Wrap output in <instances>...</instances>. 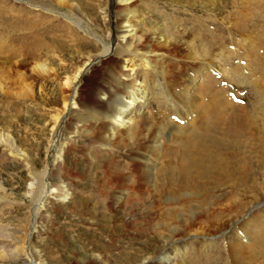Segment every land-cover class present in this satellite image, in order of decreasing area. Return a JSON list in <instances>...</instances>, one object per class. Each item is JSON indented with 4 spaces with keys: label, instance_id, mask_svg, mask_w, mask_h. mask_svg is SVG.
Instances as JSON below:
<instances>
[{
    "label": "rangeland",
    "instance_id": "374dc122",
    "mask_svg": "<svg viewBox=\"0 0 264 264\" xmlns=\"http://www.w3.org/2000/svg\"><path fill=\"white\" fill-rule=\"evenodd\" d=\"M123 4L121 0H0V194H5L0 201V231L6 234L0 236V249L5 251L0 264H36L37 250L48 258L47 264H111L131 240L133 231L126 221L147 211V217L153 212L154 229L145 238L133 236L136 247L150 237L158 241L156 249H168L162 234L171 226L187 227L189 223L180 219L191 217L194 222L191 233L182 236L173 264H245L242 254L250 256L247 264H264V151L251 166L241 159L242 167L237 161L231 167L238 173L245 170L243 174L249 176L258 172L263 161L258 194L242 189L229 195L228 189H222L216 194L222 198L220 203L199 207L193 202L190 214L184 213L183 206L173 218L160 216L167 211L161 206L148 209L134 191H125V200L121 199L126 201L131 195L133 202L120 206L115 201L104 204L85 188L105 158L113 156L126 167L135 160L143 169L146 159L132 151L139 146L133 144L151 145L156 139L154 128L151 130L154 123H163L167 129L152 155L160 170L177 165L193 141L253 143L261 156L257 145L262 143L264 150V0H133L134 13L145 19L150 49L144 47L139 55L127 57L119 49V15L127 12ZM162 30L165 35L160 37ZM142 58L156 68L144 74ZM129 60L148 78L164 70L166 84L162 80L160 87H154L146 82L151 99L144 100L141 113L134 115L127 129L131 133L125 131L127 140L108 145L92 134L95 126L90 133L67 128V118L76 119L65 109L63 96L72 98L78 85L79 103L87 101L88 90L99 82L103 71L113 68V73L126 75ZM37 63L46 64L47 70H39ZM79 67L84 69L82 80L67 82V76ZM111 84L105 82L110 88ZM141 103L143 99L139 107ZM8 134L38 172L50 169L48 178L55 190L45 193L40 204L46 206L35 218L28 188L30 171L2 142ZM58 145L62 156L56 164L52 149ZM135 170L130 171L133 179ZM146 192L148 196L150 191ZM151 197L148 200L153 202ZM229 211L225 225L217 228ZM27 237L32 252L24 248ZM159 255L153 253L149 260L155 262Z\"/></svg>",
    "mask_w": 264,
    "mask_h": 264
},
{
    "label": "bare ground",
    "instance_id": "6f19581e",
    "mask_svg": "<svg viewBox=\"0 0 264 264\" xmlns=\"http://www.w3.org/2000/svg\"><path fill=\"white\" fill-rule=\"evenodd\" d=\"M121 1L124 3L123 5H125L124 7L127 8L126 10L127 12H124L121 15H119V23L121 27L120 29L121 30L120 31L121 45L119 46V49H120V52L124 54L125 57L131 56V55H139L142 52L144 47L145 48L148 47V49H150V45L147 41V37L149 35L148 36L146 35V33L148 32V29L146 28V26H144L145 19L141 17L138 18V16H136V14L134 13L136 11H134L135 7H133L134 4H132L133 0H121ZM151 27L152 29L157 28L156 25H152ZM149 31L151 30L149 29ZM139 32L142 33L141 37H138ZM164 35H165V32L162 30L160 33V37H163ZM165 43H167V40H165ZM142 62H144L142 64L144 74H148L156 68L154 66L155 64L154 65L151 64L147 58H142ZM36 67L39 70H43V71L47 70V65L44 63H37ZM125 67L127 71L126 75L123 73H118L117 71H116V74L113 73L112 72L113 68H107V71L106 70L103 71L101 73L100 79H98L99 82L95 83L88 90L87 93H88L89 99L87 101L79 103V100H78L79 90L77 89L78 85H76L74 96L72 98L63 96V99L65 100V109H68V112L70 111V116L75 117L76 119V121H71L70 118H67L66 120L67 128H69L71 131L75 133L77 132L81 133V131L87 132L90 129V127L95 126L96 128L94 129L92 134L97 136L99 140L101 139L103 142H105V144H108V145H120L121 142L127 140L124 138L125 131H126V134L131 133L127 129L129 128L130 124L134 121V115H136L137 113L140 114L142 111V107L146 105V103L144 102L146 100H149V98L151 99V97L147 96L148 91L146 88V82L149 81V84H152L154 87H160L161 81L163 80L164 84H166V80L163 78V76H165V72L163 69H162L163 71H159L155 73L154 76H150L148 78V76L145 77L144 74L143 75L141 74V71L137 69L136 67V63L132 60H129V63L126 64ZM83 73H84V69L82 67L77 68L74 73L69 74L67 76V82L69 83L72 82L73 84L79 83L80 80H82ZM141 78L143 79L141 80ZM191 79H193V77ZM105 82L110 83V84L112 82L114 86L111 88L109 86L107 87L105 85ZM183 91L184 93H187V94L189 93L188 92L189 89H185ZM141 99H143V103H141L139 107L138 106L139 100ZM188 101L189 99H186V102ZM57 120L58 119H55V123H57ZM92 123L94 124L93 126H91ZM163 126H164L163 123L158 124V125L154 123V126L151 128V130L154 128L156 139L153 138L154 140H151V145L141 146L139 144L140 141H135V143L133 144V147H137L138 145L140 147L138 146L136 150L134 149L132 151L135 153H138V155L140 153L142 158L144 157L146 159L145 160L146 164L143 166V169L140 167V164L136 162L135 160H132L131 166L126 167L125 163L124 164L120 163L113 156L112 158L109 157V159L105 158L102 161H100V163H98L97 167L94 169V171L92 172V175L90 176L91 182L88 185H86V187L85 186L84 187L90 190L91 194H94L96 197H98L99 200L103 202L104 204L109 203V202L112 203V201H115L116 204L118 203L120 206L123 202H125L126 204V202L128 203L132 201L131 195H129V197L126 195L127 196L126 201L121 200L123 196L125 195V191L126 192L127 190L134 191L133 193L136 192L140 194L137 196V198L140 201L142 200V202L146 204L148 209L150 208L157 209V207H159V209L162 208L163 210H167L166 212L168 213L164 211V214L166 213L167 215H164V214L162 215L161 213H159L161 214L160 216H164V217L169 216L171 218H173L172 217L173 215L176 216L177 210L179 208H182L183 206L185 209L184 213L187 214V212H189L190 214L193 211V206H194L193 202H195L197 206L199 207H204L213 202L220 203L221 201L219 200H221L222 198H219L220 195L218 196L216 194L218 193V191L222 189H226V190L228 189L227 194L229 195L230 193L231 195L234 193H238V191L242 189L244 190L252 189V191H255V193L257 194L260 192L261 188H260V182L258 178L261 175L260 170L262 169V166H263L262 164L263 159H261L262 162L258 166L259 167L258 172L254 175L253 174L249 176L244 175L243 173H246L245 170L238 173L234 170V166H233V170L231 169V167H232V163L236 161L238 163L240 162L239 164L240 166L241 165L243 166L244 164L241 163L242 162L240 161L241 159H244V160L247 159V161L249 162V163L247 162L249 166H251L250 162L257 163V161L260 158H262V153L264 151L261 149L262 143L260 145H257L258 147H260L259 148L261 152V156H260L259 155L260 153H256L253 143L251 144L245 143V142L244 143H241V142L232 143L229 140L228 141L214 140V141H209V142L193 141L189 143L182 157L179 158V160H177V165L175 163L176 167L175 165L174 167H172L171 164H169L168 165L169 169L166 167L165 169L160 170V168L158 169V167L154 163V159L152 155L155 151L154 147L158 149L160 147L161 141H159L158 138L161 137L162 132H165V131L167 132V129L166 128L164 129ZM141 131H143V129H141ZM262 131L264 132V128ZM59 139L60 138H58V140ZM3 141L6 142L5 146L7 147V150H9L10 154H12L18 159H22L25 162L27 168H29L28 170L30 171V176H31L29 178H31V181L29 183L28 188H29V192L32 193V202H33L32 203L33 209H32L31 215L35 218V216L43 209V207L46 206L44 202L42 205L40 204L41 199L43 198L45 193L47 191L55 190L53 189V185L51 184L48 178V174H49L48 172L50 169L49 167H46L42 172H38L35 169V166L31 158L28 156V154L24 153V151L17 145L15 139L11 135L8 134L5 140H2V142ZM52 152H53V157H54L53 161L54 162L56 161V164H57V160H59V158L62 156L61 145H58L57 149L55 148L52 149ZM244 168L245 167H243V169ZM133 169L134 170L136 169L134 171L135 172L134 179L131 178L130 176V171L131 170L133 171ZM153 169L156 170L155 173H153L154 171ZM249 177L252 179V181H250ZM0 188H1V184H0ZM145 189H147L146 191L148 190L150 191L149 192L150 194L148 196H145V192H146ZM87 196H90V195H87ZM149 196L154 197L153 202H150L151 200L150 201L148 200ZM1 200H5V194L4 195L0 194V201ZM75 202L76 201H74L73 203L74 208L79 206V205L75 206L76 204ZM137 205L139 204L137 203ZM163 205L166 208H164ZM134 206L135 205L133 204V208ZM133 208H132V211H133ZM156 212H155V215H156ZM151 213H152L151 214L152 217L150 215L147 217L146 214H150V212L147 211L146 213H142L136 216L135 218L130 219L129 221H126L128 222L126 223V226L131 228L133 231V233L131 234L132 236L130 237L132 241L130 240L129 243L127 241L128 245H126V247H123V251H121V253L118 252L119 254L116 255V258H112V256H110L112 258L111 264H173L174 262L173 260L175 259L174 254L178 255L180 253L181 238H183L182 237L183 235L187 233H191V230L193 229L192 223L194 222L193 220H191V217L187 218L188 220L180 219L178 221L181 223H184V224L189 223L187 224V227H184L181 229L179 226H171L169 227V229L166 228L168 231L167 233L162 234V237L160 236V233L157 234L159 237L163 239L164 243L168 242L169 244L168 249L162 248V247L160 249H156V243H158V241L150 237L145 239V242L143 243V245L136 247L133 243V240H135L133 236L137 235L139 237L145 238L148 236L146 233L152 232L154 229V225L152 222L153 220L150 219V217L153 218L154 216H153V212ZM234 215H236V213ZM229 216H230V211L229 213H227V215H223V217L221 216L222 219L217 223V226H218L217 228L219 227L221 228L222 226H224L227 221V220L225 221V218L226 217L228 218ZM129 218H131V216ZM165 218H161V219H165ZM233 219H235V217ZM33 222H34V219H33ZM197 224H198V221H197ZM109 230H111V228L107 229V231ZM0 236H6V234H3V232L1 233L0 231ZM137 236L135 238H137ZM121 241L119 240L118 242H121ZM24 248L26 251L32 252L31 243L28 242V237H27V241L25 242ZM233 248L235 249V247ZM98 250H103V249H98ZM2 251L3 250L0 249V261L1 259L4 258L3 256H5L3 255L5 251L4 252ZM153 253L160 254L159 259L155 262H152L149 260ZM50 254L52 255V253ZM251 256L253 257L254 255H251ZM101 257H103V255ZM31 258L33 257L31 256ZM250 259L251 258L248 254L241 255L242 263H245V264H247L248 262L250 263ZM47 260L48 258L45 257V255L40 254L38 250L35 252L34 261L36 264H47L49 262V261L47 262ZM55 264H59V263L55 262Z\"/></svg>",
    "mask_w": 264,
    "mask_h": 264
}]
</instances>
